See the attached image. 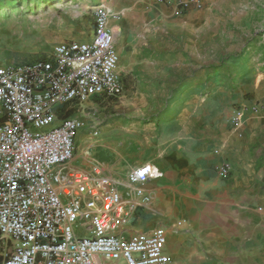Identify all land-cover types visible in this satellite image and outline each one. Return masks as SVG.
Listing matches in <instances>:
<instances>
[{
    "label": "crops",
    "instance_id": "1",
    "mask_svg": "<svg viewBox=\"0 0 264 264\" xmlns=\"http://www.w3.org/2000/svg\"><path fill=\"white\" fill-rule=\"evenodd\" d=\"M207 10L191 7L186 37L157 43L147 57L137 44L149 41L128 38L119 51L122 95L70 103L59 115L85 122L71 165H99L119 183L130 209L123 237L162 228L165 253L178 264H264V74L204 61L191 37L203 27L216 37ZM204 37L201 55L211 41ZM144 165L156 175L132 186L129 176Z\"/></svg>",
    "mask_w": 264,
    "mask_h": 264
},
{
    "label": "built area",
    "instance_id": "2",
    "mask_svg": "<svg viewBox=\"0 0 264 264\" xmlns=\"http://www.w3.org/2000/svg\"><path fill=\"white\" fill-rule=\"evenodd\" d=\"M201 2L165 4L183 17ZM122 18L99 7L86 40L58 43L33 63L0 66V264H178L165 253L162 228L122 236L130 209L119 183L99 165H71L85 122L59 115L70 103L122 95L115 32ZM218 172L227 178L230 166ZM155 175L144 165L129 182L140 187Z\"/></svg>",
    "mask_w": 264,
    "mask_h": 264
},
{
    "label": "rangeland",
    "instance_id": "3",
    "mask_svg": "<svg viewBox=\"0 0 264 264\" xmlns=\"http://www.w3.org/2000/svg\"><path fill=\"white\" fill-rule=\"evenodd\" d=\"M165 1L0 0V66L33 63L42 60L58 43L86 40L92 30L94 11L99 7L123 16L116 24L118 53L128 38L149 41V49L146 43L137 44L138 52L143 50V54L153 51L157 43L172 45L174 37H186V18L176 16L174 6ZM211 2L202 0L201 5H192L209 8L206 19L212 22L206 26L210 29L217 22L215 38H209L207 27L200 30L203 33L197 41L191 37L196 52L206 62L216 61L217 66L252 65L264 74V0H217V7H209ZM203 37L211 41L206 42V53L201 55L198 45ZM120 64L123 66L122 59Z\"/></svg>",
    "mask_w": 264,
    "mask_h": 264
},
{
    "label": "bare ground",
    "instance_id": "4",
    "mask_svg": "<svg viewBox=\"0 0 264 264\" xmlns=\"http://www.w3.org/2000/svg\"><path fill=\"white\" fill-rule=\"evenodd\" d=\"M57 6H60V4L57 3ZM26 24H28V23H26ZM118 31H119V29L116 27V28H115V32L118 33Z\"/></svg>",
    "mask_w": 264,
    "mask_h": 264
}]
</instances>
